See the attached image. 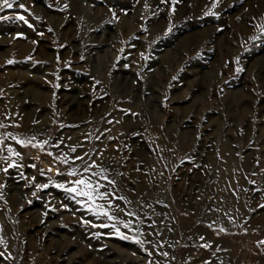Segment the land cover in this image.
Masks as SVG:
<instances>
[{
    "label": "rangeland",
    "instance_id": "obj_1",
    "mask_svg": "<svg viewBox=\"0 0 264 264\" xmlns=\"http://www.w3.org/2000/svg\"><path fill=\"white\" fill-rule=\"evenodd\" d=\"M211 6L17 0L0 11V156L8 146L23 156L11 157L23 167L0 171V264H264V0H222L218 16L205 15ZM7 133L48 144L24 148ZM70 147L116 181L100 180L111 207L97 203L117 219L35 188L73 179L46 154ZM186 156L203 167L181 164Z\"/></svg>",
    "mask_w": 264,
    "mask_h": 264
},
{
    "label": "snow or ice",
    "instance_id": "obj_2",
    "mask_svg": "<svg viewBox=\"0 0 264 264\" xmlns=\"http://www.w3.org/2000/svg\"><path fill=\"white\" fill-rule=\"evenodd\" d=\"M17 2V0H0V11H3L5 9H12L14 7V4ZM164 2V0H162ZM173 4H175V0H172ZM222 3V0H212V6L211 9H209L208 12L205 13V15H212V16H218V13L216 11H213L212 9L217 8L218 5ZM51 7V5H48ZM68 7L67 4L63 6L61 11L66 9ZM145 7H147V4H145ZM19 9L24 10L27 12L26 5L24 3H19ZM116 13L113 12V16H115ZM17 20L22 21L23 23L27 24L29 27H32L33 25L29 23V20L26 18L25 15L21 14L19 11L16 14L15 17ZM239 18V17H238ZM0 19H5V17L0 16ZM37 19H39L37 17ZM261 32H264V25H259L258 26ZM146 30V29H145ZM51 31V29H49ZM168 32H171V29H168ZM40 35H43V33H39ZM21 33H17V36H20ZM259 37L257 36H252L250 37L251 40L255 41ZM35 43V41H34ZM123 51V50H122ZM140 56L142 59L147 60L149 57H147L143 52L140 53ZM57 60L59 58L57 57ZM9 64L14 63V61L9 60ZM236 63L237 65L239 64V57L236 58ZM227 66V65H226ZM124 67H128L127 64L124 65ZM237 72L242 71L240 67L236 68ZM57 79H59L57 77ZM175 79V77L173 78ZM97 84L100 82L97 81ZM59 84H56L55 87L59 88ZM164 100L167 101V97H164ZM122 111H130V110H122ZM133 115H136V113H133ZM111 123L112 121H108ZM119 121H117L118 123ZM0 127H3V125H0ZM63 127V125H61ZM7 136L10 137L11 139L15 140L18 145L21 147L27 148V147H32V148H37L40 151L44 152L45 151V146L48 144V140H38L35 136H32L30 138H18L17 136L13 135L12 133H7ZM109 140L113 139V137L109 136L107 137ZM97 140L100 139V136L96 137ZM4 141V136L0 135V143H3ZM62 143V141H61ZM60 145L57 144L55 147H59ZM82 147V145H80ZM9 153V157H4L0 156V160H5L6 164L5 167L0 169V171H3L5 173L8 172L10 168H21L23 167V164H18L17 159H23L22 153L20 151H17L14 147L8 146L7 149ZM162 151V150H161ZM70 152L73 155H69L68 153H63L61 152L59 155H55L53 152L48 151L46 154L48 156H51L53 158L54 162H58L60 164L68 166V171H67V176L73 177L71 180H65L64 182H56L49 180L48 183L44 184H39L36 183L34 186L37 190H42V189H47L50 185L62 189L65 193L69 194V196L73 199L76 200L77 203H80L83 205L85 208H87L89 211H91L94 215L100 216L103 215L107 217L108 220H115L117 219L115 216L111 215L109 208H105L103 204H98L97 200H104L107 201L109 207H111L113 201L109 198L110 194L107 191V185H115L116 181L114 179H110L109 176L107 175L108 169L104 168L100 164L97 163L95 159H91L90 153L89 152H84L82 155L76 154L77 148L76 147H70ZM98 155H102V153H97ZM11 157H15L17 159H11ZM160 159L162 160L163 157L161 156ZM71 162L75 161H80L81 162V167L83 170V173H91L90 175H81L80 172L77 171L76 167H73ZM185 161L188 163H193L194 158L192 156H186L184 160L181 161V164H183ZM32 167H35V165H31ZM193 166L196 168H202V165L199 164H194ZM165 167H167V164H165ZM95 169L96 171H93ZM52 168H49V171H51ZM139 170V169H137ZM56 174L57 175H63L64 173L61 171L60 168H56ZM174 171V169H173ZM43 174V173H42ZM122 175V174H119ZM98 178V179H97ZM33 181L35 180V177L32 178ZM100 180L107 181V185H104L105 187L104 191H101V183ZM252 184H255V181H251ZM4 185H0V187H3ZM255 190V189H254ZM236 195V193H233ZM33 195L35 196L36 193L33 192ZM79 198V199H77ZM117 199L123 200V197H117ZM63 207H67V205H62ZM119 207V205H117ZM261 207H264V205H261ZM209 211H213V209H209ZM127 215L133 216L135 215L133 212H128ZM139 219V217H137ZM232 217H229V220H231ZM85 223H89V221H85ZM123 223L125 228H130L131 225L129 222H124ZM215 222L213 221L212 224ZM212 224L207 225L209 228H212ZM99 227H112L115 228V225H108V224H101ZM116 235L121 236L123 239H131L135 243L139 244L141 247L144 246L147 241L140 239L138 236H127L124 233H122L118 228H115ZM219 232H226V229L223 227H220ZM219 232L217 234H219ZM142 235V233H141ZM200 240H205V237L201 235ZM0 243H3V239L0 238ZM258 243L264 244V241H259ZM211 244L209 242H205L204 244L201 245V247L208 249L211 248ZM145 251H148L147 249H144ZM163 256L167 257L168 253L167 252H162L161 253ZM5 254L3 252H0V257H3ZM10 255V254H9ZM149 255H151V252H149ZM205 264H208V262H205Z\"/></svg>",
    "mask_w": 264,
    "mask_h": 264
}]
</instances>
